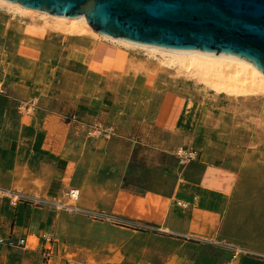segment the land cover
I'll use <instances>...</instances> for the list:
<instances>
[{
	"label": "rangeland",
	"instance_id": "374dc122",
	"mask_svg": "<svg viewBox=\"0 0 264 264\" xmlns=\"http://www.w3.org/2000/svg\"><path fill=\"white\" fill-rule=\"evenodd\" d=\"M25 24H30L28 17L0 8L5 93L31 97L22 100L25 103L17 100L11 118L26 127L40 117L39 111L62 119L66 147L57 171L50 165L49 177L63 162L68 172L64 185H54L61 194L33 193L43 200L34 210L52 224H46L41 235L32 232L28 247L0 244V264H168L170 251L180 246L171 243L167 225L137 222L105 208H111L122 189L139 196L169 194L185 172H207L211 185L233 189L218 234L190 235L194 239L186 243V264H238L233 262L238 252L264 259V94L217 93L140 49L89 33L81 34L90 40V48H83L84 62H72L75 72H68L59 54L19 50L20 45L30 48L25 35H19ZM29 30L42 34L49 29ZM94 53L105 58L102 74L89 72ZM59 75L74 79L71 92L57 91L54 79ZM169 92L185 102L183 110L161 107ZM48 94L66 99H59L62 104L43 101ZM192 152L195 164L181 155ZM73 187L81 192L75 201L66 196ZM9 189L28 194L22 181ZM17 209L0 196V221L11 217V228ZM87 225L96 226L101 236L89 238ZM4 228L2 222L0 232ZM134 230L155 237L139 238ZM39 237L43 241L38 243Z\"/></svg>",
	"mask_w": 264,
	"mask_h": 264
},
{
	"label": "crops",
	"instance_id": "0c3cea01",
	"mask_svg": "<svg viewBox=\"0 0 264 264\" xmlns=\"http://www.w3.org/2000/svg\"><path fill=\"white\" fill-rule=\"evenodd\" d=\"M31 26L30 23L25 24L23 28L20 27L19 35H25L28 41L27 45L30 48L20 45L19 50L23 49L29 53L36 50L40 55L55 56V54H59L56 56L59 58L63 56L59 62L68 67V72H75L74 63L72 64V62H84L83 60L86 58L84 49L90 48V40L86 39L85 35L66 38L61 33H54L49 30L42 31V34L33 33L29 30ZM102 56L99 53L90 56L89 72L91 74H102L105 68V58ZM54 81L57 84L58 92H71L70 90L74 88L75 84L74 79L66 75H59ZM48 95L42 97L43 101L47 99L55 101L56 99L57 104H62L59 99H66L63 95L58 97ZM24 99H31V97L16 95L12 91L8 94H0V184L10 188L17 181H22L28 194L16 192L32 198H34L33 193L35 192H39L40 195L45 192L51 195H59L62 189H54V185L65 184L67 167L63 162L62 168L58 167V173L51 177H49V170L50 165H52L54 170L57 171L56 165L61 162L64 147H66L65 124L62 119L49 113L43 114L41 111L38 113L40 117H33L28 127L16 123L11 118L14 110L13 106L17 104V100L24 102L22 101ZM180 99L172 92L165 93L160 105L169 111L183 110L185 102ZM194 159L192 158L193 161L190 159L191 164L197 163ZM188 166H185V168ZM25 173H27V176L24 175ZM208 175L207 172H204L200 173L199 176H193L185 172L182 176H179L175 189H172L169 194L156 193L139 196L126 193L127 190L122 189L111 208L106 206L105 209L112 210L121 217L137 222L167 225L172 234L169 236L172 239L171 243L174 245L178 243V246H180L178 251L169 252L168 264H186L189 261V256L186 255V243L194 239L190 235L195 234L209 238L213 234L217 235L220 222L228 209L233 194V189L225 184L217 187L211 185ZM34 206L22 202L15 207L18 208V215H15L14 226L11 228L9 223L11 217L0 221V224L3 222L5 227L1 233L4 236L12 235L16 238H26V247H28L32 232L35 231L41 235L46 228V224H52L48 223L43 215L38 216ZM53 220V224L56 226L57 221ZM78 220L81 221L80 217H78ZM109 230L112 231L113 228L111 227ZM134 231L138 233L139 238L155 237L154 234L146 231ZM86 234L89 238L101 236L96 231V226L87 225ZM44 237L46 236L44 235ZM103 238L105 241L108 240L106 235ZM41 241L43 239L39 237L37 242ZM5 249H2V252ZM213 256L211 255V257ZM211 260L212 258L209 261ZM236 261L238 264H264L262 258L239 254V252L233 258V262L236 263Z\"/></svg>",
	"mask_w": 264,
	"mask_h": 264
},
{
	"label": "water",
	"instance_id": "95a60500",
	"mask_svg": "<svg viewBox=\"0 0 264 264\" xmlns=\"http://www.w3.org/2000/svg\"><path fill=\"white\" fill-rule=\"evenodd\" d=\"M139 43L244 58L264 71V0H11Z\"/></svg>",
	"mask_w": 264,
	"mask_h": 264
},
{
	"label": "bare ground",
	"instance_id": "6f19581e",
	"mask_svg": "<svg viewBox=\"0 0 264 264\" xmlns=\"http://www.w3.org/2000/svg\"><path fill=\"white\" fill-rule=\"evenodd\" d=\"M0 8L21 17H28L32 26L47 28L52 32L61 33L66 38L89 33L97 39L107 38L120 46L140 49L147 57L155 59L169 69H175L178 75L196 79L197 82L217 93L237 97L264 94V71L244 58L139 43L95 28L85 15L80 17L56 15L28 8L11 0H0ZM64 205L72 204L66 202Z\"/></svg>",
	"mask_w": 264,
	"mask_h": 264
},
{
	"label": "built area",
	"instance_id": "2783aa9c",
	"mask_svg": "<svg viewBox=\"0 0 264 264\" xmlns=\"http://www.w3.org/2000/svg\"><path fill=\"white\" fill-rule=\"evenodd\" d=\"M6 92V88H5V84L4 81L0 78V94H4ZM36 105L35 100L32 102L31 106H29V109L31 107H34ZM195 154L196 152H192L190 154H181L182 157L184 159H192L195 158ZM182 161H184L182 159ZM0 196H5L8 197L11 205L17 207L20 203L22 202H27L30 203L31 205H35L37 203H41L43 202L42 199H36V198H32V197H28L25 195L20 194L19 192H16L14 190H11L9 188H0ZM66 196L71 199V200H78L81 196V192L80 189L78 188H70L66 191ZM69 207V206H67ZM47 240H51V236L47 237ZM26 238H16L14 239V237L12 235L10 236H4L1 232H0V244H4L6 246H10V247H15V246H24L26 245Z\"/></svg>",
	"mask_w": 264,
	"mask_h": 264
}]
</instances>
